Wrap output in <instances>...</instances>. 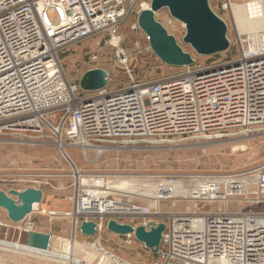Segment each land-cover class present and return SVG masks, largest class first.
<instances>
[{
    "label": "built area",
    "instance_id": "built-area-1",
    "mask_svg": "<svg viewBox=\"0 0 264 264\" xmlns=\"http://www.w3.org/2000/svg\"><path fill=\"white\" fill-rule=\"evenodd\" d=\"M241 1L250 15L264 16V0ZM144 3L149 0H0V134L17 127L52 131L75 175L73 212L65 213L73 218L72 239L80 223L77 216L94 221L96 234L106 228L108 218L126 223L120 221L126 216L141 218L138 225L148 229L150 222H159L149 216L159 213L160 200L176 197L168 189L148 205L122 202L112 197L110 187L103 188L112 177L104 174L87 178L92 184L85 191L67 147L79 148L83 155L87 150L99 154L139 142L222 136L228 129L264 132V38L241 34L235 59L202 68L186 65L179 74L138 82L119 46V25L138 15ZM232 4L241 5L225 0L222 7L230 10ZM137 27L135 22L132 29ZM97 35L115 47L116 61L130 81L126 87L109 89L107 83L93 95H82L79 84L66 76L58 53ZM49 114H58L55 123ZM163 177L169 184L188 182L190 192L182 197L191 201L192 210L167 214L159 256L152 264H264V212L227 209L231 199L260 204L264 165L238 174ZM214 201L219 205L214 211H198L201 202ZM37 208L35 204L32 211ZM28 218L25 231L34 226ZM123 236L125 243L132 242V234Z\"/></svg>",
    "mask_w": 264,
    "mask_h": 264
},
{
    "label": "rangeland",
    "instance_id": "rangeland-1",
    "mask_svg": "<svg viewBox=\"0 0 264 264\" xmlns=\"http://www.w3.org/2000/svg\"><path fill=\"white\" fill-rule=\"evenodd\" d=\"M224 2L225 0H208L212 10L227 25L226 36L229 46L226 51L215 55H197L189 45L183 43L184 24L171 17L166 8L160 9L155 14L156 19L170 34L174 35L179 45L192 54L194 67L212 66L235 59L239 54L238 36L247 32L238 28L233 9L222 7ZM236 2L237 4L243 3L241 0H236ZM132 15H129L128 19L125 18L119 25V33L122 37L119 46L128 55V70L134 80L152 81L159 77L182 72L183 67L161 64L162 62L150 49L147 36L143 31L139 27L132 29L133 24L137 22V14ZM61 52L59 51L58 54L64 72L72 82L78 83L82 74L89 69L102 68L109 74V89L129 85L127 70L117 63L115 47L103 35L80 40L61 49ZM95 92L82 88L79 90L82 95H93ZM57 117L58 114L47 115L52 122ZM223 133L225 135L180 141L173 139L175 141L171 142H139L130 145V148L126 150L99 154L96 151L87 150L86 155H83L82 151L75 147H67L66 150L80 178L86 179L92 175L104 174L112 176L108 180L126 177L143 178L155 182L164 179V175L179 176L186 180L187 177L191 179L192 176L200 175L238 174L264 165V132L239 134L233 129H228ZM104 183L103 188L107 186V181ZM90 185L82 186L86 189ZM75 186L72 164L61 154L54 142L51 130L43 128L39 133L17 127L0 134V190L5 192L25 188L42 190V199L38 208L29 214L28 220L34 222L32 230H50L52 233L67 234L70 236L69 239H72L73 218L65 213L73 212ZM112 192V197L122 202L136 205H148L152 202L151 198L137 191L113 189ZM252 202L249 199H231L227 203V209L234 212H264V198L259 205ZM201 204L199 212L203 208L214 211L219 206L216 201L212 202V205L204 206L203 202ZM158 210V214L149 217L165 224L168 213H184L192 210L191 201L182 196L176 199L160 200ZM81 220L82 217L77 216V223ZM120 221L138 225L141 218L126 216ZM0 222L2 223L0 224V239L20 244L26 243L24 220L11 222L7 218L6 211L0 208ZM114 234L105 228L99 234L86 236L76 229L75 242L82 249L83 247L89 248L83 252L79 250L76 254L77 258L85 260L86 264H93L95 256L101 253L100 249H104L128 264H152L156 259L153 252L141 242L134 240L135 237L132 238L130 244H127L123 238ZM90 254L93 255L91 258ZM0 262L3 264H69L65 259L41 255L39 252L14 250L4 246H0Z\"/></svg>",
    "mask_w": 264,
    "mask_h": 264
},
{
    "label": "water",
    "instance_id": "water-1",
    "mask_svg": "<svg viewBox=\"0 0 264 264\" xmlns=\"http://www.w3.org/2000/svg\"><path fill=\"white\" fill-rule=\"evenodd\" d=\"M166 8L174 19L184 24L185 33L182 37L183 43L197 55L208 56L225 51L229 46L226 36V22L220 18L210 7L208 0H149V7L139 11L137 25L147 36L149 47L155 56L164 64L169 66H186L194 62L190 52L185 51L177 42L174 35L155 17L156 12ZM108 72L102 68H92L85 71L80 77L78 84L86 91H96L108 83ZM42 199V190L36 188H25L23 190H0V208L6 211L7 218L11 222H20L32 212L35 204ZM106 229L118 234H133L135 239L141 242L151 252L159 250L161 233L164 229L163 222H150L149 228L138 225L133 228L130 224L119 223L113 218H108ZM78 231L86 236L96 234L95 222L82 220L78 224ZM26 232V243L11 242L4 244L14 250L34 253L36 249L50 251L53 256L67 255L73 239L54 236L49 233L28 230ZM76 243V242H74ZM25 247H24V246ZM78 251L74 253L77 258L81 252L89 250L87 247H80L76 243ZM93 256L90 254V258ZM93 264H99L102 258L101 253L95 256ZM59 259V258H58ZM79 262L85 260L77 258ZM88 264V263H87ZM108 264H121L119 262Z\"/></svg>",
    "mask_w": 264,
    "mask_h": 264
},
{
    "label": "bare ground",
    "instance_id": "bare-ground-1",
    "mask_svg": "<svg viewBox=\"0 0 264 264\" xmlns=\"http://www.w3.org/2000/svg\"><path fill=\"white\" fill-rule=\"evenodd\" d=\"M149 4L144 3L143 9L148 8ZM233 9V16L235 18V21L237 22L238 28L241 31H246L247 34H252L253 36H258L259 34L264 38V16H253L250 15L248 12V8L246 7V4L241 5H231V10ZM260 30V31H259ZM100 149L98 152H101ZM62 153V152H61ZM63 155V154H62ZM84 185H90L91 181L86 178H81L80 181ZM107 187H110L112 190L116 191H137L140 193H143L148 198H154L156 197L160 192H164L168 189H170V194L177 196H184L188 195L190 192V185L188 186V183L186 181H180L177 184H169L165 181L158 180V181H150L148 179H131L126 177H117L113 180L107 181ZM85 191H88V188L85 189ZM176 199V198H175ZM80 208L84 209L83 206ZM75 239H73V244L70 245L69 251L67 255H57L53 256V253L50 251L45 250H39L36 249L33 252H39L41 255L45 256H51L55 258H59L62 260H67L69 264H79V260L75 257L74 253L78 251V247L76 245ZM11 243L10 241L0 239V246H4V244ZM19 245L18 243H16ZM21 245V244H20ZM24 246V245H23ZM25 247V246H24ZM91 248L94 249V246L91 245ZM106 251V250H105ZM101 252L102 258L99 264H108V263H115L119 262L121 264H126L125 261L119 259L118 257L114 256L110 252ZM112 254V255H111ZM86 264V263H84Z\"/></svg>",
    "mask_w": 264,
    "mask_h": 264
},
{
    "label": "crops",
    "instance_id": "crops-1",
    "mask_svg": "<svg viewBox=\"0 0 264 264\" xmlns=\"http://www.w3.org/2000/svg\"><path fill=\"white\" fill-rule=\"evenodd\" d=\"M85 155H86V153H85ZM39 205V204H38ZM44 211L42 210V213H43ZM25 222V227H26V225H27V219L26 220H24ZM0 224H2L1 222H0ZM33 224H34V222H33ZM72 228V226L70 227V229ZM36 231H38V232H44V233H49V234H52V235H55V236H60V237H62V238H69L70 236L69 235H67V234H58V233H52L50 230H42V229H36Z\"/></svg>",
    "mask_w": 264,
    "mask_h": 264
},
{
    "label": "trees",
    "instance_id": "trees-1",
    "mask_svg": "<svg viewBox=\"0 0 264 264\" xmlns=\"http://www.w3.org/2000/svg\"><path fill=\"white\" fill-rule=\"evenodd\" d=\"M131 16H133V15H131ZM128 19V18H127ZM127 21V20H126ZM128 23V22H127ZM226 51V50H225ZM60 53H62L61 51H60ZM217 54V53H216ZM213 55H215V54H213ZM232 60V59H231ZM60 61H61V59H60ZM226 61H228V60H226ZM160 62H162V61H160ZM162 65H166V64H164L163 62L161 63ZM167 66H169V65H167ZM170 67H177V68H182V66L180 67V66H170ZM179 73H181V71L180 72H176V73H174V74H172V75H176V74H179ZM108 80H109V78H108ZM137 81V80H136ZM147 81H149V80H147ZM138 82H145V81H138ZM112 89V88H111ZM113 89H115V88H113ZM114 235H116V236H118V237H120V238H123L124 239V236L123 235H118V234H114ZM132 238H134V236L132 235ZM134 240H135V238H134ZM155 254V258H157L159 255L157 254V253H154Z\"/></svg>",
    "mask_w": 264,
    "mask_h": 264
}]
</instances>
